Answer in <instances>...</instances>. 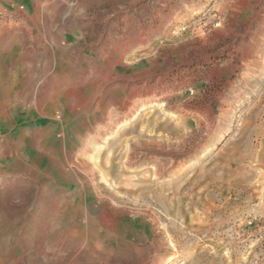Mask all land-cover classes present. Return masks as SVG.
Wrapping results in <instances>:
<instances>
[{"label": "rangeland", "instance_id": "obj_1", "mask_svg": "<svg viewBox=\"0 0 264 264\" xmlns=\"http://www.w3.org/2000/svg\"><path fill=\"white\" fill-rule=\"evenodd\" d=\"M0 264H264V0H0Z\"/></svg>", "mask_w": 264, "mask_h": 264}]
</instances>
